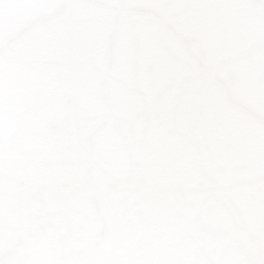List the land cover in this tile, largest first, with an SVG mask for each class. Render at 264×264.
I'll use <instances>...</instances> for the list:
<instances>
[{
	"label": "snow or ice",
	"instance_id": "obj_1",
	"mask_svg": "<svg viewBox=\"0 0 264 264\" xmlns=\"http://www.w3.org/2000/svg\"><path fill=\"white\" fill-rule=\"evenodd\" d=\"M0 264H264V0H0Z\"/></svg>",
	"mask_w": 264,
	"mask_h": 264
}]
</instances>
